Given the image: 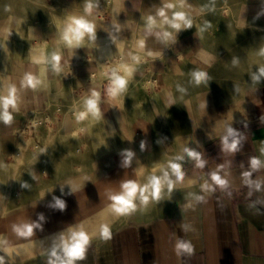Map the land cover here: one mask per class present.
<instances>
[{"label": "rangeland", "instance_id": "obj_1", "mask_svg": "<svg viewBox=\"0 0 264 264\" xmlns=\"http://www.w3.org/2000/svg\"><path fill=\"white\" fill-rule=\"evenodd\" d=\"M122 1L0 0V97L12 59L43 58L42 63L52 65L53 53L61 57V71L48 85L46 110L34 113L11 138H0L3 264H27L42 253V245L54 247L75 226L83 229L93 205L100 214L105 203L110 205L118 225L124 213L114 211L112 197L123 191V183L135 182L142 188L151 176L170 172V163H180L182 170L192 159L185 149L198 152L230 123L254 120L241 114V108L246 95L264 90L260 73L264 0H137L129 20L120 14ZM89 2L90 12L86 11ZM166 3L175 5L166 9L169 18L186 12L192 28L177 32L164 25L149 32L148 17L156 18L159 25L157 12ZM81 18L94 25V38L85 33L78 45H69L62 36L73 20ZM164 31L171 34L167 39L162 37ZM146 34L160 36L170 45H193L184 52L149 56L148 47L156 42ZM101 38L110 47L106 55L100 52ZM140 40L145 42L143 50ZM64 48L73 53L81 50L94 67L89 77L97 89L92 91L100 93L98 107L101 103L109 107L107 116L100 110L99 117L89 114L82 121L76 119L78 112L85 111L92 91L78 80ZM132 56H139V62ZM160 60L172 61L166 68V80L174 90L170 94L158 81L155 67ZM121 65L134 71L126 77L125 89L112 98L107 89L113 70ZM197 70L207 73L200 83L191 75ZM118 74L125 76L123 70ZM128 152L133 153L129 163ZM177 156L184 159L177 161ZM25 182L29 186L21 187ZM58 201L65 205L63 209ZM30 223L40 225L30 237H20L13 230L14 225ZM63 224L67 232L58 235L57 227ZM4 247L11 251L5 252Z\"/></svg>", "mask_w": 264, "mask_h": 264}, {"label": "crops", "instance_id": "obj_2", "mask_svg": "<svg viewBox=\"0 0 264 264\" xmlns=\"http://www.w3.org/2000/svg\"><path fill=\"white\" fill-rule=\"evenodd\" d=\"M136 4L137 0L122 1L124 8L120 14L125 20L131 18L130 10H134ZM260 11L264 16V3ZM146 35L150 41L156 42V46L148 47L152 53H180L193 45L186 42L170 45L164 43L163 38L159 43L160 36ZM99 47L101 55L110 52L105 39L101 38ZM64 50L67 63L73 64L76 69L78 80L84 83L86 89L96 90L89 77L94 67L86 62L85 54L81 50H77V53L68 48ZM169 62L160 60L155 67L158 81L168 94L174 91L166 80ZM8 65V83L1 96H7L8 89L15 85L17 101L14 108L10 106L8 109L12 120L9 123L0 120L2 139L11 138L34 113L46 110L50 90L48 85L55 80L56 73L50 63H38L33 59H12ZM27 74L41 79L42 84L35 89L22 86L21 82ZM102 104L99 105L100 110L107 116L110 109ZM241 114L254 116L253 122L230 123L227 129L198 149L197 153L204 162L203 168L198 167L193 158L185 162L182 167L183 180L176 181L171 192L166 185H162L158 197L145 193L148 195L147 203L142 202L137 192L135 209L120 215L118 225L117 218L112 219L110 205H103L102 214L93 205L87 213V225L81 226L90 236V243L85 258L76 261V264H264V90L253 97L246 95ZM229 129L235 133L234 136H229ZM225 137L229 144L239 141L235 152L224 148ZM253 158L261 161V167L256 170L251 167ZM213 172L226 179L227 185H216L211 180ZM246 172L251 173V181L260 182L259 190L254 184L249 186L246 182L249 179L244 176ZM169 174L175 181L171 171ZM205 183L211 185L210 190L203 188ZM197 196L203 197V200H197ZM102 225L108 226L110 238L102 237ZM77 227L75 230H80ZM67 228L65 224L62 228L57 227V234H66ZM178 239L190 241L195 249L194 254L177 256L175 245ZM42 248V253L31 258L27 264H48L49 252L53 247L47 244Z\"/></svg>", "mask_w": 264, "mask_h": 264}, {"label": "clouds", "instance_id": "obj_3", "mask_svg": "<svg viewBox=\"0 0 264 264\" xmlns=\"http://www.w3.org/2000/svg\"><path fill=\"white\" fill-rule=\"evenodd\" d=\"M93 5L89 2L86 6V11H91ZM175 5L172 3H166L162 8H160L157 12V16L161 18L159 25L157 24L156 18L149 16L147 19V27L149 32L157 26L163 27L164 25H168L171 28L175 29L177 32L181 31L182 29H191L193 26V21L191 17L183 11L175 12L171 18L166 14V9H172ZM181 7H183V3L181 2ZM210 26V25H209ZM85 33L89 34L94 38V25L83 18L75 19L72 21L67 29L65 30L62 39L66 41L69 45L73 43L79 44V42L83 39ZM161 35V33H157ZM171 34L167 31L162 33V36L167 39ZM141 50L145 47L144 40H140L138 44ZM149 56L154 55L152 52H148ZM156 55H159L158 53ZM261 55H264V49L261 50ZM61 57L53 53L51 57L52 68L56 72H60L59 61ZM132 60L139 62V56H132ZM38 63L45 62L43 58L37 61ZM233 63H237L236 60H233ZM119 70H123L125 76H121L118 74ZM119 70H113L112 72V80L111 84L109 85L107 92L108 95L112 98L117 97L126 87L127 79L126 77H131L134 69L127 65H121ZM261 75H264V68H260ZM196 81V83H200L202 79H205L207 73L203 71H194L191 74ZM22 86L31 87L33 89L37 88L39 85L42 84V80L38 79L37 77L33 76L32 74H27L24 77V80L21 82ZM183 90V89H181ZM100 100V93L96 91H92L90 98L85 101V111L78 112L76 115V119L78 121H82L91 114L93 117L100 116V109L98 107ZM17 101V89L15 85L11 86L8 89V95L4 97H0V107H2L3 111L0 112V120H3L5 123H9L12 120V115L9 113V107H15ZM235 133L231 129H229V136H234ZM239 141H234L233 143L229 144L228 138L225 137L223 140V145L226 150L235 152L237 150V144ZM143 147V144H142ZM187 152V155L197 161V166L203 168L204 162L201 160L200 155L195 151H190L188 149L184 150ZM129 159L127 163L130 162L133 153H127ZM177 161H181L184 159L183 156H177L175 158ZM171 169L172 176L175 177V181L170 178V174L168 171H164L162 176H152L149 178V183L144 187H139L135 182H126L122 184L123 191L112 197L114 201L113 209L115 212L123 214L130 210L135 209V205L133 203V198L136 196L137 192L140 193L141 199L143 203L148 202V195L145 193H149L153 197H158L162 185H166L168 191L171 192L176 181H181L184 178V174L181 170L180 163H170L169 165ZM251 167L253 170H256L261 167V161L259 159L253 158L251 160ZM246 178V182L251 185H255L257 190L260 189L261 184L260 182L251 181V173L246 172L244 173ZM211 180L215 182L216 185L224 187L227 185L228 181L226 179L221 178L220 175L213 172L211 174ZM29 185L25 182L21 185V187L26 188ZM203 188L206 190L211 189V185L205 183ZM197 200H203V197L197 196ZM59 207L63 209L65 205L58 201ZM43 219V216H41ZM40 225L38 223H30V224H23V225H14L13 230L17 233L20 237H30L34 233V229H39ZM101 235L104 238H110V231L107 225L101 226ZM90 243V236L83 230H72L70 236L68 237H61L60 242L53 247V249L49 252V261L48 264H76V261L83 260L85 258V251L87 246ZM4 245H7V241L3 242ZM5 252H10L11 249L8 247H4ZM175 251L177 256L181 254H188L191 256L194 254V246L190 241H185L182 239H178L175 245ZM0 264H3V257H0Z\"/></svg>", "mask_w": 264, "mask_h": 264}]
</instances>
